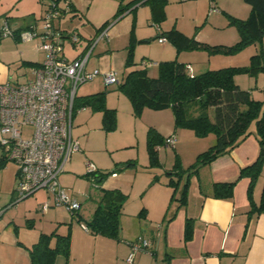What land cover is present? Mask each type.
Wrapping results in <instances>:
<instances>
[{"label": "rangeland", "instance_id": "374dc122", "mask_svg": "<svg viewBox=\"0 0 264 264\" xmlns=\"http://www.w3.org/2000/svg\"><path fill=\"white\" fill-rule=\"evenodd\" d=\"M151 1L72 0V5L86 17L83 19L74 18L73 25H65L67 26L65 34H71L70 31L76 28L81 36L75 47L69 43L68 39L65 40V55L71 58L79 52L85 41L90 38L89 34L94 32L97 24L107 22L106 26L115 21L109 32L110 42L102 40L92 51L86 67L88 71L94 69L100 72L114 71L117 73L118 80L121 81L127 72L133 69H145L148 77L156 78L160 62L184 63L191 74V69L195 70L196 73L192 74L193 76L208 70L248 66L252 56L257 54L260 55L262 64H264V39L261 43L247 44L235 52H213L208 49L178 52L168 41L163 44L159 43L162 33L176 29L208 47L218 46L221 49H223L222 47L227 49L236 45L239 35L232 19H245L249 15L250 6L244 0H163L164 18L159 23L152 19ZM29 2L34 5V17L38 19L40 15L44 14L48 0H38V2L29 0ZM62 3L61 1L59 5ZM119 9L122 11L118 16ZM64 17L68 18L69 16L65 15ZM76 22L79 24L77 25ZM41 24L42 22L39 21L38 27H41ZM35 40L39 42V39ZM130 48L131 64L125 66ZM234 81L240 89L249 91L252 99L264 100V72H258L256 75L240 74L235 76ZM97 92H104L105 107L115 110V128L106 131L102 125V112L92 107L86 108L83 112H74L71 135L79 143L81 153L70 157L63 174V177L66 176L68 181L61 183V187L65 189L67 195L69 197L77 196L81 203L78 217L81 218L80 223L83 224L91 219L101 196V185L94 182L95 176L99 173L106 172L108 184L120 186L125 190L128 211L136 209V204L140 203L139 187H137L140 183L149 181L151 183L154 176L164 181L169 178L166 171H162L163 167L151 165L149 160L146 136L150 128L155 129L164 138L170 136L175 138L173 146L165 144L160 146V154L163 163H166L165 168L168 170L178 154H180L184 165L189 164V162L195 161L194 153L204 152L213 144L212 136L196 137L190 130L175 129L171 109L145 108L140 116L135 117L130 102L119 91L117 84L105 86L100 78L80 85L77 88L76 97L88 96ZM32 132L33 128L29 126L22 128L24 138L30 137ZM177 137L181 142L180 145L177 143ZM88 162L95 165L96 173L88 174ZM8 163L11 168L15 167L12 162L8 161ZM128 163L131 165L124 167ZM112 172L116 174L124 172V174L116 177V175H111ZM177 197H179V192L176 194ZM51 200L52 198H48L44 190H39L16 205L22 208V205L26 203L25 211L30 209L32 212L39 213L36 210L38 204ZM175 203V200L172 201L171 207H174ZM50 206L48 213L43 216L39 215L38 218L45 220L52 213L58 216L57 223L61 222L62 224L55 223L49 227V223L45 222L44 232L46 234L56 232L62 235L65 232L64 227L69 228L71 220L75 224L79 223L75 222L78 217L71 216L63 207ZM6 209L9 210L11 207ZM24 222L26 224L28 220Z\"/></svg>", "mask_w": 264, "mask_h": 264}, {"label": "crops", "instance_id": "0c3cea01", "mask_svg": "<svg viewBox=\"0 0 264 264\" xmlns=\"http://www.w3.org/2000/svg\"><path fill=\"white\" fill-rule=\"evenodd\" d=\"M33 6L29 0H0V28L4 22L17 31L24 30L35 23L38 25L41 15L38 19L34 17ZM68 16L69 21L67 17L62 16L58 22H55L64 34L66 24L73 25L74 18L86 17L75 7L74 13ZM113 22L115 24V21ZM106 23L97 24L92 32L94 34H89L90 38L73 57H67L63 48L65 57L73 60L84 55L92 40L106 27ZM70 32L81 38L76 28ZM65 35L67 36V33ZM110 38L111 36L105 41L109 43ZM38 46L39 42L35 39L24 42L17 35L0 37V84L17 85L30 81L34 70L38 65L43 64L46 57ZM191 70L192 74L196 73L194 69ZM96 78L102 80L101 77ZM86 108L88 107L79 109L77 113L83 112ZM253 129L254 127L250 125V130ZM209 136H212L214 144V136ZM178 138L177 143L180 145ZM258 151V143L251 134L232 152L200 168L197 175L189 178L186 202L183 206L175 200V206L171 207L173 188L167 185L169 178L164 181L157 177V180L153 181V178L151 183L150 181L140 183L137 186L140 203L136 204V209L128 211L126 198L124 200L117 239L93 235L83 228L84 224H79L76 219L75 222L78 224H75L71 220L69 228L65 225V232L62 234L66 235L69 230L68 254L66 257L58 255L54 264H264V214L248 217L249 179H238L240 169L251 164L256 159ZM157 152L158 167H163L162 171H166L168 175L176 160L168 170L165 168L166 163H163L160 147L157 148ZM78 153H81V149L73 155ZM2 154L0 147V157ZM176 159L185 171L181 177H173L178 185L176 194L178 192L180 194L186 181L187 169L194 162L184 165L180 154ZM8 164L0 169V264H31L28 249L37 242L41 234H46L44 232L45 222L51 227L52 224L57 223L58 216L51 213L45 220L38 218L39 215L43 216L48 213L53 200L45 201L50 206L45 213H41L38 208L42 203L38 204L36 209L39 213L32 212L30 209L25 211L26 203L22 205V208L16 205L18 202L13 204L17 176L16 168H11ZM124 167H129V165L125 164ZM63 174L64 172L58 180L60 185L68 181ZM114 174L118 177L124 172ZM107 181L105 180L101 185L102 189H118L123 194L125 193L122 187L108 184ZM233 181H236V184L231 200L211 197L213 184ZM147 183L149 184L146 185ZM262 185H264V172L252 190L254 203L259 202ZM47 197L51 198L48 195ZM71 197L79 202L77 196ZM177 198L175 195V199ZM9 206L11 209L7 210ZM187 219L191 220L192 237L189 241H184V226ZM25 220H28V223L25 224ZM28 225H32L33 228L29 229ZM137 237L147 239L151 246L146 251L136 252L132 262L128 263L127 259L131 254V247L128 243ZM53 245L54 241L51 242V246Z\"/></svg>", "mask_w": 264, "mask_h": 264}, {"label": "trees", "instance_id": "16d2710c", "mask_svg": "<svg viewBox=\"0 0 264 264\" xmlns=\"http://www.w3.org/2000/svg\"><path fill=\"white\" fill-rule=\"evenodd\" d=\"M244 2L250 6V13L245 19H232L239 35V41L230 48L208 47L176 29L166 31L160 37L165 38L178 52L199 49H208L213 52H235L247 44L261 43L264 39V0H244ZM163 4V0L150 2L152 19L157 23L164 18ZM121 11L119 9L118 16ZM71 13H74L72 1ZM13 32L14 35H17L18 31L13 30ZM128 53L125 66L131 64V48ZM258 72H264V64H262L259 54L252 56L248 66L208 70L195 76L191 74L184 63L160 62L156 78L148 77L145 69H133L127 72L121 81L118 80V89L130 102L135 117L140 116L145 108L171 109L175 129L190 130L196 137L214 136V144L199 153L194 163L188 167L185 174L186 181L177 199H175V195L178 185L177 180L173 177H181L185 171L182 170L179 160L176 159L174 167L168 174L167 185L173 188L171 201L176 200L180 206L185 205L189 178L192 175H197L200 168L232 152L252 134L259 146L258 155L251 164L240 169L238 179H249L248 217L264 214V185H262L259 202L254 203L252 199L253 187L264 172V100L252 99L249 91L240 89L234 81L237 75H256ZM104 96V92H98L88 96L75 97L73 111L76 112L85 107L101 111L102 125L106 131H110L115 128V110L105 107ZM252 124L254 129L251 131L250 125ZM146 137L147 154L151 165L159 166L157 148L165 144L166 138L153 128L147 131ZM7 163L8 161L2 154L0 169ZM128 165L131 164L128 163ZM106 176V172H101L95 176L94 182L102 185ZM156 178L154 177L153 181L157 180ZM235 184L236 181L213 184L211 197L231 200ZM125 198L126 196L118 189L101 188V196L91 219L84 224L87 231L93 235L117 239ZM70 215L78 217V212ZM77 221L80 223L81 218L78 217ZM191 237L192 224L191 220L187 219L184 226V241H189ZM69 240V232L66 235L56 232L41 234L37 242L28 249L31 264H54L58 255L66 257ZM52 241H54L53 246H51Z\"/></svg>", "mask_w": 264, "mask_h": 264}, {"label": "built area", "instance_id": "2783aa9c", "mask_svg": "<svg viewBox=\"0 0 264 264\" xmlns=\"http://www.w3.org/2000/svg\"><path fill=\"white\" fill-rule=\"evenodd\" d=\"M62 5H59L60 2ZM71 13V0H48L44 14L39 21L17 33L21 41L39 39V49L46 57L42 65L33 72L30 81L12 85L0 84V147L7 161L16 167L17 183L13 203L20 202L39 190H44L53 200V205L76 213L80 203L69 197L59 184V177L64 172L72 154L80 151L79 144L72 138L73 103L77 88L96 77H101L105 86L118 83L114 71L100 72L87 70V62L92 50L102 40H108V31L114 24L110 22L92 40L88 51L73 60H68L64 53V43L68 39L72 45L79 43L75 33L65 35L55 22ZM7 22L0 28V36H14ZM160 37L159 43H165ZM33 128L30 137L22 136V128ZM173 136L166 138L165 145H174ZM88 173L97 172L92 163H87ZM115 176V174H112ZM48 203L39 205V211L45 213ZM86 231V227H83ZM131 263L134 254L146 251L151 243L143 237H137L128 243Z\"/></svg>", "mask_w": 264, "mask_h": 264}]
</instances>
